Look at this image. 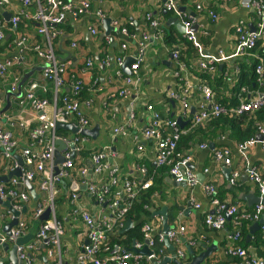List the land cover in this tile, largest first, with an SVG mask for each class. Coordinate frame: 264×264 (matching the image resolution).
I'll list each match as a JSON object with an SVG mask.
<instances>
[{
  "label": "built area",
  "instance_id": "built-area-1",
  "mask_svg": "<svg viewBox=\"0 0 264 264\" xmlns=\"http://www.w3.org/2000/svg\"><path fill=\"white\" fill-rule=\"evenodd\" d=\"M218 1L226 3L232 0ZM21 2L24 8L20 13L11 14L8 22L5 18L4 20L0 19V42L4 41L7 31L16 29L24 21L37 24L35 33L37 37L41 38V42L37 44L20 35L14 41L12 40L9 45L13 54L0 59V110L4 105L6 93L17 92L18 83L24 73L20 70L23 69L27 52L33 53L35 58L41 62V66L46 67L40 72V79L31 78L22 88L19 106L22 108L25 105L28 106L34 119L31 118L27 121L23 117L17 118L7 113L0 116V157L10 162L11 171L18 168L14 155L16 150H20L19 157L22 159L20 177L11 179L8 183H0V199L2 201L9 200L11 209L21 212L28 200V196L24 191V189H28L26 184L29 183L33 187L37 180V189L46 195L47 206L37 204L31 212V218L38 220L44 214L46 208H49L50 216L41 224L32 241L17 248L18 260L24 264H32L34 258L30 254L49 238H52V240L45 245H51L52 247L48 249L47 254L52 257L54 256L53 250H55L59 255L63 229L55 216L54 208L60 193L58 185L61 181L70 178L73 172L76 174L78 184L85 186L92 200L101 207V210L96 214L86 212L79 206L76 193L68 195V203L73 207L71 214L82 220L88 241L81 248L82 250L78 252L75 264H138L142 260L156 261V259H160L164 251L162 249L157 250L156 245L158 243L164 244L166 238L174 247V244L179 242L180 237L185 232L184 227H170L165 234L161 233L160 228L163 224V218L160 216L152 218L142 225L143 242H137L133 247L135 250H141L146 245L152 255L135 254L122 249L117 243L115 245L110 243L114 233L124 227L125 217L138 195L149 189L152 184L151 178L145 179L146 169L144 166H136V171L141 176L139 180L118 175L117 169L108 164L109 148L107 147L92 151L90 157L91 168L82 163L80 165L79 162H74V158H81L83 143L88 141L89 138L82 136L80 133L74 134L73 137L59 136L56 133L58 123L72 124L80 131L91 128L89 118L81 109V104L86 108H90L91 100L82 101L80 99L83 90L81 79L74 70L70 69L72 62L59 59L54 49L55 40L61 36L64 30L56 26L66 21L70 25H72L71 22H77L83 15L89 13L91 1L21 0ZM176 2L177 0H165L166 11H174ZM8 3V0H0L1 14ZM240 4L247 10H255L258 17L264 16V0H241ZM196 8L202 10L199 5ZM207 13L213 22L218 19L214 11L209 9ZM102 19H104L102 12L100 10L96 11L93 23L86 25V32L89 36H98ZM145 19L148 22V30L141 34L129 33L123 25H119V31L118 29L116 31V34L120 32L122 38L126 41H135L134 53L130 55L134 59L133 64L130 66L131 76H124L120 70L125 57L119 56L111 59V63L116 69L115 75L122 80L123 84L118 91L119 98L126 99L139 95V86L142 80L138 71L145 62L148 43L164 40L158 20L149 13L146 14ZM190 21H192L191 18L184 15L181 17L184 33L181 35V39L176 41V44L172 47L173 49L167 48L173 65L172 75L182 83H179V89L176 93L168 92L166 97L170 101L176 100L181 104L180 118L189 119L190 129H193L204 126L213 118L226 115L254 114L262 109L264 107V55L256 56L253 53L262 35V22H260L258 25L259 32H248L240 26L235 28L237 41L233 57H249L256 61L254 72L257 87L253 97L249 100L240 99L237 107L226 109L214 100L210 87L206 83H202L201 86L196 88L197 92L201 94V102L198 103L194 114L189 115L191 107L188 102L191 100L190 92L193 90L190 85L193 75L191 70L195 69L199 75L206 74L213 78L216 65L231 58L230 55L222 51H219L216 56L204 55V48L200 41L196 39ZM126 41L120 44L123 51L127 50L128 47ZM187 43L191 44L193 48L191 65L181 60V58H184L182 51L186 50ZM76 47L75 43H71V48ZM109 64V60L104 61V65ZM92 68L93 60L88 57L85 59L81 71L88 72ZM10 75H12L10 82L4 84ZM47 85L49 87H46ZM241 92H245V90L241 89ZM48 93L51 95V100L46 96ZM11 109L14 110L15 107ZM144 110L147 114V124L141 132L140 143L136 141V151L141 155L144 154L143 144L151 142L153 159L158 168L167 167L170 177L178 184L185 182L188 188L199 185L196 174L192 170H188L192 162L191 155L178 151L181 137L186 131L181 128L175 119L168 118V114L163 116L156 112L152 105H144ZM133 121L134 119L131 116L121 126L114 127L112 134L127 137ZM256 130L262 136V140L259 141L255 137H251L244 143L237 144L238 151L242 152L244 149L252 148L258 144L264 149V127L257 125ZM20 137L25 138L24 141ZM58 140L64 143L66 149L62 152L65 161L58 166V172L56 173L54 170V154L57 150L56 142ZM22 144L25 146H22ZM199 147L200 149H206L208 145L203 143ZM228 154L229 150L227 149L214 150V161H224ZM89 171H91L90 175L99 177L101 174L108 173L109 177L101 182L88 180ZM204 172L207 173V170ZM246 173L249 181L256 186L260 197H262L264 195V178L258 174L254 167L246 169ZM238 180L239 172L234 171L228 183L231 186H237ZM202 191L210 198L213 205V214L205 217L204 224L213 230L223 229L226 224V217H233L235 226H239L241 220L253 219L256 221L260 216V212L264 209L263 205H256L253 213H246L238 211L234 206H227V204L216 198V188L212 184H202ZM194 206L196 209L199 208L197 204ZM148 209L151 211L152 208L149 207ZM7 211L6 214L11 216V211ZM27 229L26 220L20 216L18 224L10 230L9 237L0 231V248L3 244H13L18 238L25 236ZM238 240L239 231L229 234L224 250L228 257L238 259L234 264H264V259L247 253L246 250L239 247L237 245ZM194 245L195 241L190 243L189 247ZM169 258L184 260V251H176ZM0 264H7L3 260L1 250ZM53 264H61L60 258L58 262L54 261Z\"/></svg>",
  "mask_w": 264,
  "mask_h": 264
},
{
  "label": "crops",
  "instance_id": "crops-1",
  "mask_svg": "<svg viewBox=\"0 0 264 264\" xmlns=\"http://www.w3.org/2000/svg\"><path fill=\"white\" fill-rule=\"evenodd\" d=\"M75 1V0H74ZM91 1V10L89 13L83 15L77 22H71V31L66 34L63 30L61 36L55 41V53L59 59L70 60L72 62L71 70L77 73V76L81 79L83 88L87 97L84 99H90V108H86L81 104V109L87 115L91 122V127L99 125V134L96 140V145H92L89 140L83 147V153L81 158H74V162H79L81 165L91 168L90 157L92 151L100 149L102 147L109 148L108 164L111 167L117 169L118 175L122 177H128L133 180L141 179L140 174L136 171V166L142 165L146 169V173L149 168L153 167L154 178L152 180V188L154 192L151 197V207L153 212L159 211L162 207H167V222L171 227H184L185 232L180 237L179 242L174 244V251H169L167 247L162 244L161 248L164 253L160 259L156 261L142 260L138 264H159L164 258H169L176 251H184L185 259L179 260L181 263H188L194 257H197L204 251L203 248L198 246V243L204 244L207 247H213L214 252L211 256L204 261L203 264H234V259L228 257L224 252V247L227 242V237L233 231V223L231 217H227V223L221 230H213L208 228L204 224V219L207 215L213 214V205L210 198L203 193L202 184H212L216 188V194L221 197L223 203L227 206H234L238 211H245L247 213L253 212L255 205L246 201L248 196H259L256 186L248 179L246 169L254 167L257 169L259 175L264 177V149L258 144L252 148L244 149L242 152L238 151L236 146L238 139L232 137L233 133L228 131L222 132L220 129L212 131L210 126L201 127L197 133L193 135L192 141L187 143V139L184 142H180L179 149L181 152L188 153L192 157V162L189 165L188 170H192L194 174H200L203 177L200 178V184L193 188H175L170 185L168 168H158L153 159V147L151 142H145L143 144L144 154H139L136 151V141L140 143L141 132L147 124V114L144 110V105L149 104L153 106V109L161 115L168 114V116L177 119L181 116L182 107L181 104L176 101H170L167 99L168 92H177L179 89L180 81L172 75L173 65L169 57L167 48H169L164 40L151 41L148 43V49L146 51L145 62L141 65L138 74L141 77L142 83L139 86V95L131 96L123 99L118 97V91L122 88V80L118 79L115 75V66L112 65L111 59L114 57H127L134 53L135 41L122 38L121 33L116 34L119 25H123L129 33L141 34L148 30V22L145 19L146 14H151L160 24L161 34L163 38L173 36L176 40L181 37L180 31H178L177 19L181 23V17L183 15L187 18H191V28L195 27V37L200 41L204 48V55L216 56L219 51L230 55L231 58L223 63L216 65V72L213 78L207 81L200 79L196 70L192 71L191 86L193 90L190 92L191 100L188 102L190 109H196L198 103L201 102V94L197 92L196 88L201 86L202 83H206L213 92L214 100L225 106H233L240 103V99L249 100L253 97L255 89H248L246 87H238L240 82L241 64L251 65L249 61L253 60L249 57L240 58L233 57L236 46V27L252 32V29L259 32V24L262 22V35L258 40L256 51L254 55L258 56V52L264 53V16L258 17L255 10H247L241 4V0H232L226 3H221L218 0H177L175 10L168 12L165 10V0H99L97 3ZM8 5L2 11V14L11 15L14 13H20L23 10L21 0H8ZM197 5L201 6V11L197 10ZM212 10L217 15L218 19L213 22L208 15L207 11ZM100 10L104 15V18L111 19V26L116 28L110 35L104 36L101 40V34L103 29L100 25L99 34L97 37H91L86 32V25L93 23L95 12ZM30 12V10H29ZM0 13V19L4 20ZM184 19V18H183ZM8 22V21H6ZM115 23V25H113ZM37 24L34 22L28 23L22 28L17 27L6 32L4 41L0 42V59H3L13 53V51L7 46L6 42L10 39L11 42L17 39L18 36L28 38L32 42L39 44L41 38L36 35ZM104 35V33L102 34ZM126 41L128 44L127 50L121 49V42ZM71 43L77 45L76 48H71ZM61 49V54L58 52ZM170 49V48H169ZM173 49V48H172ZM68 55L70 58L67 59ZM92 58L93 68L90 71L82 72L83 63L86 58ZM98 58V60L96 59ZM109 60V65H104V61ZM247 61V63H246ZM170 63L166 64L165 63ZM256 64V63H255ZM41 66V62L33 55L27 56L23 65L24 72H27L33 67ZM12 75L8 77L4 84L10 82ZM41 74L34 76V79H40ZM1 87V81H0ZM244 89L245 92H241ZM84 94V93H83ZM82 94V95H83ZM7 95V93H6ZM6 95L4 99V105L6 101ZM49 93L47 94V96ZM12 107L15 109H9L7 114H12L17 118L23 117L25 120L34 119L28 106L20 107V99H10ZM133 103V106L131 107ZM167 105V106H166ZM224 106V107H225ZM227 108V107H226ZM233 108V107H231ZM192 116L191 114H189ZM131 116L134 121L132 127L129 129L127 137L114 136L112 129L114 127L121 126L127 122ZM247 120L243 121V127L245 129L246 124L254 122L256 125L264 127V120L260 121L256 115L247 117ZM183 127L188 123V119H182ZM204 128V129H203ZM70 133V134H69ZM191 133V132H190ZM217 134V137L214 136ZM200 135V136H199ZM66 137H73L71 132L65 134ZM256 139L261 141L257 131H255ZM260 137V138H259ZM23 141L25 138L20 137ZM200 138L202 141H200ZM206 142L208 147L206 149H200V144ZM211 145V147H210ZM22 146H25L22 144ZM229 150V154L225 157L224 161L215 162L213 158L214 150ZM64 152V151H63ZM20 150H16L15 157L19 156ZM10 162L0 157V177H7L12 171ZM207 170V173L204 171ZM229 171V178L234 171L239 172V180L237 186H231L226 180L225 171ZM109 177L108 173L101 174L99 177L95 175H87V179L92 181H104ZM11 179H14L12 177ZM11 179H8V183ZM62 188L59 196L64 197L62 201H57L54 212L57 220L60 222L63 229V235L60 240L59 255L53 250L54 256L49 257L47 251L52 246L45 245L42 249V244L38 249L32 252L34 262L32 264H44L41 260L45 257L47 264H53L54 261L58 262L60 258L61 264H75L77 254L88 241L85 233V227L82 220L79 217H75L71 214V205L68 203V195L76 193L77 202L81 209L86 212L96 214L101 210L90 197L85 186L78 184L76 174L73 172L70 178L63 180ZM0 183H4L0 181ZM75 185V187H73ZM34 191L36 198L33 199L31 192L28 189H24L25 194L28 196V200L25 204L26 212L21 217L26 220L28 229L27 234L31 233L34 236L37 234L43 220H34L31 218V212L37 204L46 205V195L37 189V180L34 183ZM16 190V188H15ZM58 196V197H59ZM57 197V199H58ZM192 199V201H191ZM66 200V202H65ZM199 205L196 209L194 205ZM47 209V208H46ZM45 209V210H46ZM252 209L251 211H248ZM106 212V210H104ZM185 211H188L187 213ZM6 207L0 205V231L3 232V228L11 221L13 216L6 214ZM152 212V211H151ZM264 219V209L260 215ZM155 217H153L154 219ZM152 218L150 217L149 220ZM146 220L145 222L149 221ZM144 222V223H145ZM258 222V221H257ZM134 227V222H132ZM253 224V223H252ZM248 226L247 235H249ZM132 227V228H133ZM130 230V229H129ZM128 230V231H129ZM162 230V224L161 228ZM119 233V230H117ZM121 231V230H120ZM128 231L119 234H114L113 238L120 241L118 244L123 245L122 249L130 250L137 242L124 245L121 241L126 238ZM257 232L262 233L261 240L263 241L257 248L253 246L243 247L242 243L238 246L247 250L250 254L264 259V226ZM255 232V234L257 233ZM3 234V233H2ZM254 234V235H255ZM248 242H253V237ZM195 241V245L191 249L193 255L189 256L187 253L186 245ZM247 242V241H246ZM171 245V244H170ZM13 244L7 243L6 247L8 251L12 248ZM3 255V259L8 257V251L0 248ZM52 252V253H53ZM144 256V255H143ZM169 256V257H168ZM238 260V259H236ZM8 264V262H6ZM134 264V263H133ZM172 264V263H171Z\"/></svg>",
  "mask_w": 264,
  "mask_h": 264
},
{
  "label": "water",
  "instance_id": "water-1",
  "mask_svg": "<svg viewBox=\"0 0 264 264\" xmlns=\"http://www.w3.org/2000/svg\"><path fill=\"white\" fill-rule=\"evenodd\" d=\"M94 3H97L99 0H92ZM4 18L8 21L10 18V15H5L3 14ZM172 21H176L177 23V27H178V31H180L181 34L184 33V28L182 27L180 21H178L177 19H171ZM111 19H102L101 23H102V29H103V33L104 35L101 34V40L104 38V36H108L110 35L111 32L115 31L116 29L114 27L111 26ZM195 30V27L192 28V31ZM255 31L254 29H252V32ZM70 58V55H68L67 59ZM98 60V58H96ZM134 59L132 57H125L123 60V63L121 65V72L123 73L124 76H131V72H130V66L133 64ZM166 64H170V63H165ZM46 66H36L31 68L30 70H28L27 72L23 73L22 78L20 79L18 86H17V92L16 93H10L8 92L6 95V101H5V106L0 110V116L2 114H5L9 111L10 106H11V98H16V99H20L22 96V88L25 86V84L35 75V73H40ZM194 109H191V114L194 113ZM177 123L179 125H183L182 120L180 118H177ZM66 130L68 132H71L72 134H77L80 133L82 136H86L92 140H96L99 134V125H95L89 129H84L82 131L78 130V128H76L75 126H73L72 124H62V123H58L56 126V131L57 130ZM260 138V137H259ZM57 150L55 151L54 154V170L57 173L58 172V166L61 165L65 159L62 155V152L66 149V146L64 145L63 142L61 141H57ZM70 147H72V145H70ZM211 147V145H210ZM16 162L18 164V168L15 169L14 171H12L11 173H9V175L7 177H0V181H3L4 183H6L8 181V179H11L12 177L17 178L20 177L21 172H20V167L22 166V159L17 156L16 157ZM89 174H91V171L88 172ZM226 174V180H229V174L230 172L227 170L225 171ZM202 175H198L197 174V178L200 181V178H202ZM169 182L170 185H172L175 188H186V184L185 182H181V183H176L172 178H169ZM64 183V181H61V185ZM26 187L28 188V190L31 192V196L34 198H36V194L35 191L33 189V187L28 183L26 184ZM73 187H75V185H73ZM248 196L246 198V201L249 203H252V205H263L264 206V197L260 198L258 196L255 195H245ZM0 205L6 207L7 210L11 211V214L13 216V218L11 219V221L3 228V234H5L6 236H10V230L15 227L18 224V219L20 218L21 214H25L26 212V208L24 207L23 210L21 212L18 211H14L11 209V206L9 204V200L7 201H2L0 199ZM151 218L153 217H162L163 218V224H162V230L161 233L165 234L169 229H170V225L167 222V207H162L159 211H155L153 212V210L151 209ZM186 213L188 211H185ZM50 216V210L49 208H47L44 211V214L41 216V218H39L40 220L46 221ZM264 226V219L261 217L258 222L252 224L249 227V235L246 237V241H250L252 236L255 234V232L259 231L261 229V227ZM133 227L132 221L130 219H127L125 222V226L124 228L121 230L122 233L128 231L129 229H131ZM34 235L31 233L26 234L25 236H22L20 238H18L17 240H15V242L13 243L12 248L8 251L6 244H3V249H5V251H8V257L3 259L4 261L8 262L9 264H24L22 261H19L17 258V248L21 247L23 245H26L27 243H29L30 241H32L34 239ZM52 238H49L47 241H45L44 243H42V249L44 248V244L48 243L49 241H51ZM164 245L167 247V249L169 251H174V248L172 245H170V243L168 242V240L165 238L164 239ZM146 244V243H145ZM198 246H200L201 248L204 249V251L202 253H200L197 257H194L190 262L188 263H181L179 260L177 259H170V258H164L159 264H203L204 261L206 259H208L211 254L214 252L213 247H207L204 244L198 243ZM186 249H187V253L189 256L193 255V250L188 247L186 245ZM131 252L133 253H139L141 255L144 256H150L152 255V252L148 249V247L145 245L140 251H137L133 248L130 249ZM30 257V255H29ZM41 260L43 261L44 264H47V260L45 257H42Z\"/></svg>",
  "mask_w": 264,
  "mask_h": 264
},
{
  "label": "trees",
  "instance_id": "trees-1",
  "mask_svg": "<svg viewBox=\"0 0 264 264\" xmlns=\"http://www.w3.org/2000/svg\"><path fill=\"white\" fill-rule=\"evenodd\" d=\"M28 23H31V22L24 21L18 27L23 29V26L28 24ZM56 27H59L61 30L64 29L66 31V34H67V33H69L71 31V27L72 26L66 21L65 23L59 24ZM164 42L170 48V47H172V46H174L176 44V39L173 36H170L168 38L165 37ZM10 44H11V40L9 39L6 42L5 47L7 48V46H9ZM256 47H257V45H256ZM255 51L256 50H254V53H255ZM58 52L60 53L61 49H59ZM261 53H262L261 51L258 52V55L259 56H263L264 53L263 54H261ZM182 54H183L184 58H181V60L183 62H185L186 64H190L191 57L193 56L192 45L187 43L186 44V50L182 51ZM30 55H33V53H30V52L26 53V56H30ZM33 56L35 57V55H33ZM249 62L251 63L250 66H248L247 64H241V66H240L241 75H240V82H239L238 87H246V88L252 90V89H255V87H256V76H255V73H254V69H255V66H256L255 63L256 62H255V60H251ZM246 63H247V61H246ZM20 72H24V69H21ZM199 76H200V79L202 78V79H205L206 81L210 79V75L203 74V75H199ZM181 83L182 82H180V84ZM46 87H49V86L47 85ZM84 91H86V90H84V88H83V90L81 92V97H80V99L82 101L85 100L84 99L85 97H87V95L85 94ZM47 98L51 100V95H48ZM232 105L233 106H225V105L224 106L227 107V108L236 107V106H238L237 101H235V104L232 103ZM254 115H256L260 121H263L264 120V107L262 109L258 110L257 112H255L253 114V116ZM246 116L247 117H251V115H243L241 117H236V116H233V115L220 116L218 118H213L212 120H210L207 124L204 125V127L210 126L212 128V131H214L215 133H216V131L218 129H220V131L222 133V132L228 131L227 128H229L231 130L230 132L233 133L232 137L238 139V143H244L249 138L254 137L255 136V131H256V127H255L254 122L247 123L246 127L244 129V127L242 125H243V121L247 120ZM201 127H203V126H200V127L198 126L196 128L190 129V122H188L187 125H185V127L183 128V130H185L186 133L183 134V136L181 137L180 142L181 141L184 142V140L187 139V138H188L186 140L187 143L189 141H192L193 135L195 133H197V131L202 129ZM56 133L59 136H65V134H67L68 132L66 130L60 129V130H57ZM214 137L216 138L217 134ZM200 141H202L201 138H200ZM202 143H206V142H202ZM178 148H179V146H178ZM153 171H154L153 167L149 168L147 173H146L145 179L146 178H152L153 179L154 178ZM60 185L61 184H59L58 187L61 190V188H62L61 186L62 185L61 186ZM152 187L153 186H151L147 190L142 191L138 195L137 199L134 201V203L132 204L130 210L128 211V213L126 215V219H130L132 222H134L135 225H134L133 228H131L128 231V233H126L125 240L121 241L125 246L129 245V243H132V242H140V243L143 242V235H142V232H141V227L144 224V222L146 220H149L150 217H151V211H149L148 208L152 206L151 205V202H152L151 201L152 200L151 197H152V194L154 192V189ZM215 196H216V198L219 201H221V202L223 201L221 199V197L218 196V193ZM63 199H64V197L59 196L58 199H56V202L57 201L58 202L62 201ZM65 202H66V200H65ZM71 208H73V207L71 206ZM251 210L252 209H249L248 211H251ZM249 225H250L249 221H243L239 227H232V229H233L232 233H235L236 231H239V242H238V245H239V243H242L243 247L253 246L254 248H257L260 244L263 243V241L261 240L262 233L261 232H257L254 235V237H253V240H254L253 242L252 241L251 242H246V235H247V230H248L247 228H248ZM111 238L112 239L110 240V243L112 245H115V243L118 244L120 242L117 239L113 238V236ZM118 245H120V244H118ZM161 246H162V243H158L156 245V249L158 247L161 248ZM121 247H124V246L121 245ZM247 253H249V252L247 251ZM236 261L237 260L234 259V262H236Z\"/></svg>",
  "mask_w": 264,
  "mask_h": 264
},
{
  "label": "clouds",
  "instance_id": "clouds-1",
  "mask_svg": "<svg viewBox=\"0 0 264 264\" xmlns=\"http://www.w3.org/2000/svg\"><path fill=\"white\" fill-rule=\"evenodd\" d=\"M164 4H165V2H164ZM165 10H166V9H165ZM168 12H171V11H168ZM101 27H102V23H101ZM234 31H235V29H234ZM180 39H181V37H180L179 39H177V40H180ZM177 40H176V41H177ZM257 43H258V42H257ZM172 47H173V46H172ZM172 47H170V48H172ZM255 49H256V48H255ZM255 49H254V50H255ZM253 53H254V52H253ZM255 62H256V61H255ZM193 70H195V69H192V70H191V73H192ZM24 73H25V72H24ZM254 73H255V72H254ZM255 76H256V74H255ZM32 78H34V76H33ZM256 87H257V85H256ZM256 87H255V89H256ZM250 99H251V98H250ZM85 100H87V99H85ZM238 105H239V104H238ZM236 107H237V106H236ZM225 108H226V107H225ZM233 108H234V107H233ZM226 109H229V108H226ZM190 111H191V109H190ZM194 112H195V111H194ZM190 114H191V112H190ZM193 114H194V113H193ZM191 115H192V114H191ZM243 115H253V114H243ZM243 115H241V116H243ZM233 116H234V115H233ZM241 116H236V117H241ZM168 117H169V116H168ZM169 118H170V117H169ZM179 118H180V117H179ZM170 119H174V118L171 117ZM180 119H181V118H180ZM175 120L177 121V119H175ZM181 120H182V119H181ZM182 122H183V121H182ZM188 122H190L189 119H188ZM186 125H187V124H186ZM180 126H181V128L183 127L182 125H180ZM256 131H257V130H256ZM67 132H68V131H67ZM69 134H70V133H69ZM73 135H74V134H73ZM254 137L256 138V136H254ZM89 139H90V138H89ZM238 144H239V143H238ZM178 151H180L179 148H178ZM196 176H197V175H196ZM170 178H171V177H170ZM263 178H264V177H263ZM152 180H153V179H152ZM198 181H199V180H198ZM199 184H200V181H199ZM151 186H152V184H151ZM151 186H150V187H151ZM186 187H187V186H186ZM256 189H257V188H256ZM257 192H258V191H257ZM258 194H259V193H258ZM259 196H260V194H259ZM260 198H262V197H260ZM220 202H221V201H220ZM223 202H224V201H222V203H223ZM255 206H256V205H255ZM254 209H255V207H254ZM242 212H245V211H242ZM246 213H247V212H246ZM250 213H253V212H250ZM230 219H231V221H232V223H233V217H231ZM126 220H127V219H126V217H125V222H126ZM227 220H228V219H227V217H226V223H227ZM243 221H248V220H241V221H240V225H241V223H242ZM43 222H44V221H43ZM43 222H42V223H43ZM225 225H226V224H225ZM240 225H239V226H240ZM124 226H125V223H124ZM233 226H234V227H239V226H235L234 224H233ZM224 227H225V226H224ZM123 228H124V227H123ZM123 228L118 229V230H119V233L121 232L120 230H122ZM117 233H118V231H116L114 234H117ZM119 233H118V234H119ZM231 234H232V232H231ZM238 242H239V240H238ZM238 242H237V245H238ZM225 245H226V244H225ZM188 247H189V245H188ZM239 247H240V246H239ZM132 248H133V247H132ZM190 248H191V247H190ZM133 249H134V248H133ZM224 250H225V247H224ZM129 251H130V250H129ZM137 251H140V250H137ZM246 251H247V250H246ZM132 253H133V252H132ZM135 254H139V253H135ZM233 259H236V258H233ZM237 261H238V260H237ZM237 261H236V262H237ZM234 263H235V262H234Z\"/></svg>",
  "mask_w": 264,
  "mask_h": 264
},
{
  "label": "rangeland",
  "instance_id": "rangeland-1",
  "mask_svg": "<svg viewBox=\"0 0 264 264\" xmlns=\"http://www.w3.org/2000/svg\"><path fill=\"white\" fill-rule=\"evenodd\" d=\"M11 54H13V53L11 52ZM38 75H39V73H35L34 76H38ZM89 142H90L92 145H96V144H97V141H92V139H89ZM86 143H88V141H86L85 143H83V147H85ZM96 146H100V145H96Z\"/></svg>",
  "mask_w": 264,
  "mask_h": 264
},
{
  "label": "flooded vegetation",
  "instance_id": "flooded-vegetation-1",
  "mask_svg": "<svg viewBox=\"0 0 264 264\" xmlns=\"http://www.w3.org/2000/svg\"><path fill=\"white\" fill-rule=\"evenodd\" d=\"M255 169H256V168H255ZM256 170H257V169H256ZM151 180H152V178H151ZM263 197H264V195L262 196V198H263ZM261 213H262V212H260V215H261ZM260 218H261V216H259L258 219H257L256 221L253 220V219H249L248 221L250 222V224H252V223L254 224V223H256Z\"/></svg>",
  "mask_w": 264,
  "mask_h": 264
}]
</instances>
